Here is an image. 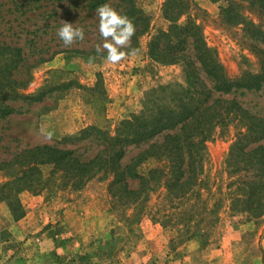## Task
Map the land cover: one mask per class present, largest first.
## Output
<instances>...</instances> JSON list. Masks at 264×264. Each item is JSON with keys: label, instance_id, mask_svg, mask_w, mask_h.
I'll use <instances>...</instances> for the list:
<instances>
[{"label": "rangeland", "instance_id": "rangeland-1", "mask_svg": "<svg viewBox=\"0 0 264 264\" xmlns=\"http://www.w3.org/2000/svg\"><path fill=\"white\" fill-rule=\"evenodd\" d=\"M165 1L135 0L151 19L150 31L140 38L135 55L121 49L123 58L111 63L104 49L96 52L103 42L98 17L84 0H0V46L21 49L24 65L15 74L31 77L24 93L48 92L39 102L17 101L16 112L0 119V162L25 148L56 145L89 126L113 132L120 121L138 115L154 91L186 87L182 64L161 65L147 55L152 36L168 28L162 14ZM191 1L195 9L190 17L203 28L207 46L227 74L258 72L247 26L229 23L222 15L227 3ZM236 1L249 6V0ZM109 6L120 13L118 3ZM244 15L259 22L253 12L245 10ZM65 22L82 29L83 39L64 46L57 30ZM223 98L264 115V90ZM241 129L239 121L218 125L206 141L200 185L190 198V229L183 237L179 234L185 227L164 188L153 187L130 206L110 197V179L99 176L77 189L70 178L50 176L51 167L43 166L46 190L0 200V264H264V217L249 222L229 211L227 186L234 179H229L225 160ZM155 165L149 161L139 171ZM14 172L0 170V187ZM130 187L138 188V182ZM21 210L23 218L15 220Z\"/></svg>", "mask_w": 264, "mask_h": 264}, {"label": "trees", "instance_id": "trees-1", "mask_svg": "<svg viewBox=\"0 0 264 264\" xmlns=\"http://www.w3.org/2000/svg\"><path fill=\"white\" fill-rule=\"evenodd\" d=\"M88 11L98 6L118 3L120 14L135 26L134 35L124 51L137 49L142 36L149 33L151 19L137 8L135 0H84ZM217 2L219 0H212ZM226 21L247 26L251 51L258 58V72H243L238 77L227 74L215 53L207 46L203 28L190 17L195 4L191 0H166L162 14L167 30L158 31L147 45L148 57L161 65L182 64L186 87L171 92L160 88L147 98L143 110L120 121L113 132L89 126L64 137L56 145L25 148L9 161L0 162L1 169H15L11 180L0 187V200L14 193L30 191L40 194L48 188L42 167H51L50 176L70 178L80 189L101 176L110 179L108 192L119 203L136 206L153 187H162L165 198L176 205L183 237L190 229L193 208L190 198L199 184L203 150L218 125L239 121L237 133L225 160L229 175V211L246 216L256 223L264 217V115L242 107L236 99L224 96L237 92L264 90V0H249V6L236 0H224ZM245 10L257 15L258 23L244 15ZM187 16L184 24L180 20ZM21 49L0 46V119L13 115L17 101L39 102L48 92L37 96L24 93L31 77L18 78L23 68ZM23 64V65H22ZM170 92V93H165ZM164 93V94H162ZM156 165L146 173L139 170L147 162ZM137 181L132 189L130 182ZM21 210L15 220L23 218ZM175 243V240L172 241Z\"/></svg>", "mask_w": 264, "mask_h": 264}, {"label": "clouds", "instance_id": "clouds-1", "mask_svg": "<svg viewBox=\"0 0 264 264\" xmlns=\"http://www.w3.org/2000/svg\"><path fill=\"white\" fill-rule=\"evenodd\" d=\"M98 30L102 38V44L97 46L96 52L100 53L101 48L106 51L105 59L108 62L116 63L120 61L124 52L121 49L127 45L134 35V24L124 15L118 13L108 4L97 7ZM57 35L64 46H70L74 40L83 39L82 29L73 28V24L65 22L57 30ZM136 49H131L129 54L135 55Z\"/></svg>", "mask_w": 264, "mask_h": 264}]
</instances>
